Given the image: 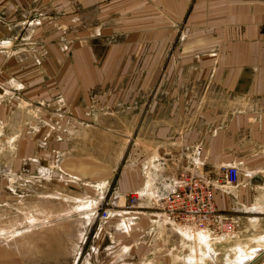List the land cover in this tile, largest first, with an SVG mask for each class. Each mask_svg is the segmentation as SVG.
<instances>
[{
  "label": "crops",
  "instance_id": "obj_1",
  "mask_svg": "<svg viewBox=\"0 0 264 264\" xmlns=\"http://www.w3.org/2000/svg\"><path fill=\"white\" fill-rule=\"evenodd\" d=\"M31 7L38 9L43 26L37 35L44 40L32 51L37 72L32 80L29 51L13 50L14 26ZM50 21L52 29L45 32L44 22ZM56 38L62 41L56 44ZM46 71L51 72L47 83ZM56 89L70 105L72 134H84L83 141L67 140L69 150L119 151L116 162L81 158L86 173L105 181L93 184L99 206L107 190L106 203L119 206L118 211L128 193H137L135 210L117 216L122 233L143 232L133 247L150 243L161 226L151 220L160 215L146 211L144 200L170 191L182 174L222 184L220 168L228 165L239 168L238 185L234 192L213 187L217 208L234 220L246 218L244 230L264 229V0H0V141L12 138L14 97L17 105L18 96L23 103L29 93L55 95ZM58 140L56 145L66 143ZM65 175V183L82 180ZM2 181L8 187V179ZM2 188V197L12 200L13 193ZM83 203L85 229L92 231L97 211L93 201ZM77 209L65 207L68 213L56 227L67 264H76L78 254L73 256L78 235L71 222ZM164 217L188 248L184 231L190 236V226ZM144 218L147 226L139 225ZM101 222L100 231L109 229ZM201 233L196 235L207 242ZM259 238L254 246L262 249L244 264H264V235ZM32 240L20 243L37 246ZM200 247L198 258L209 255L210 248ZM226 262L237 264L238 258Z\"/></svg>",
  "mask_w": 264,
  "mask_h": 264
},
{
  "label": "rangeland",
  "instance_id": "obj_2",
  "mask_svg": "<svg viewBox=\"0 0 264 264\" xmlns=\"http://www.w3.org/2000/svg\"><path fill=\"white\" fill-rule=\"evenodd\" d=\"M39 12L41 11L39 10ZM37 13V7L29 8L28 12H23L18 26H14L17 35L14 38L13 50L15 53L16 50L23 47L29 51L27 56L30 65L28 72L30 80L37 73L34 70L36 56L33 55L32 51L35 52L36 47L40 46L38 42H44L37 35L38 30L43 26L41 17ZM50 22L46 26V22H44L45 32L52 29V21ZM61 41L60 38H56V44ZM46 43H52V40L45 39ZM45 74L44 82L47 83L51 80V72L46 71ZM36 95L29 93L28 100L25 98L23 103L19 101L18 96L17 105V99L14 97L12 138H9L8 142L6 140L0 141V179H8V187L4 188L3 181L0 183V187L2 185L3 191L7 189L13 193L12 200H6L2 197L4 192H0V264H67V249L63 247L61 240L56 239V227H59L60 222L67 215L68 211L66 210L74 205L81 210L77 209V214L71 216L73 220L71 222L76 224L78 235V245L73 255L76 256L78 252L76 264H90V262L85 261V259L88 260L87 256L93 264H214V260L217 263L226 264V261H232L236 258H238L237 264H244V260L255 257L257 252L262 249V247H255L254 245L257 240L262 241V238L259 237L264 235V229L258 231L244 230L246 218L243 216L239 219L243 225L238 222L239 220H234L235 231L232 233L233 235H221L222 233H220V236L216 237L209 232L201 233L205 235L207 242L196 235L198 231L203 232L199 229L197 231L190 228L192 233L190 236L184 231L187 235L184 236L190 240L188 243L190 246L185 248L184 245L182 246L183 237L180 231L165 221L161 210L152 206L151 199L144 200L142 206L146 208V211L160 215V217L154 216L151 220L161 226L149 237L151 241L146 245L143 244L141 247L134 245L133 247L135 240L144 238L143 232L130 233V235L122 233L117 227L119 218L116 215L106 222L105 226L109 225V229L103 228L104 230L100 231L97 226L98 218L92 231L85 229L87 228L86 214L88 212H83L86 208L84 209L85 205L82 203L85 201L92 203L93 201L92 209L97 211L99 202H96L95 199L99 189L94 185L105 181H99L98 178V180L94 179L90 173H86L87 167L83 166L85 164L81 157L92 156L96 160L113 158V161L116 162L119 151H86L77 148L76 150L75 148L69 150L67 140L83 141L84 134H72L74 127H72L70 120L68 100L62 98L63 93L58 92L57 89L55 95L52 92ZM24 114L27 118L24 117ZM22 115L23 120H21ZM22 122L25 125L21 132L20 125ZM83 122L84 120H81L79 123L83 124ZM60 138H64L66 143L56 145V140ZM0 139H3V136ZM61 146L63 149L59 150ZM65 173L82 180L74 179L76 180L74 183H65L62 178H69ZM93 180H97V182L84 184L86 181ZM235 187L226 186L224 188L234 192ZM111 189L112 187L109 188V190ZM106 192L107 196L103 201V207L107 206L109 210L115 213L119 212V206L114 203V205L106 203L109 193L111 194L108 190ZM6 201L12 204L8 207ZM95 203H97L96 206ZM65 207L66 210H64ZM234 212H237L236 209ZM250 219L255 220L257 218L253 216ZM147 223L148 220L144 218L140 219L139 225L147 226ZM194 232L196 233L194 234ZM191 239L193 243H191ZM27 240L36 242L37 246L20 243L27 242ZM210 240H212L216 253L215 258L212 257L213 250L209 244L211 243ZM8 242L9 244H6ZM11 242H19L20 244H10ZM201 245L210 248L209 255L204 254L206 259L205 257L198 258V255L202 253ZM230 248L238 251L237 255L230 251ZM11 251L12 255H10ZM187 254L188 256L185 257ZM72 259L70 258V260Z\"/></svg>",
  "mask_w": 264,
  "mask_h": 264
},
{
  "label": "built area",
  "instance_id": "obj_3",
  "mask_svg": "<svg viewBox=\"0 0 264 264\" xmlns=\"http://www.w3.org/2000/svg\"><path fill=\"white\" fill-rule=\"evenodd\" d=\"M220 169L224 180L222 184H215L216 180L212 181L205 176L182 174L170 191L151 198L152 206L159 208L164 216L174 223L188 225L196 230L211 229L216 237L220 236V233L221 235L232 234L235 231V221L217 208L213 187L238 185L239 168L235 165H228ZM137 200L136 192L128 193L121 210L133 212ZM120 211L112 213L109 212L107 206L101 205L97 209V218L102 222H107L114 215L118 216Z\"/></svg>",
  "mask_w": 264,
  "mask_h": 264
},
{
  "label": "bare ground",
  "instance_id": "obj_4",
  "mask_svg": "<svg viewBox=\"0 0 264 264\" xmlns=\"http://www.w3.org/2000/svg\"><path fill=\"white\" fill-rule=\"evenodd\" d=\"M224 187H226V186H224ZM228 187V186H227ZM109 212H112V213H115V212H113V211H111V210H109ZM221 212V211H220ZM168 218V217H167ZM169 219V218H168ZM170 220V219H169ZM174 223V222H173ZM188 226V225H187ZM201 231H203V232H209V233H211L212 235H213V232H212V230L211 229H206V230H201ZM187 232H189V231H187ZM196 233V232H195ZM188 234V233H187ZM187 236V235H186ZM202 236V235H201ZM206 243V242H205ZM210 244V243H209ZM243 251V250H242ZM244 255H245V253H244ZM246 256V255H245ZM193 260V259H192ZM195 260H197V259H195ZM249 260V259H248ZM191 260H189V262H190ZM187 262V261H186ZM199 262V261H198ZM191 263V262H190ZM193 264V263H192ZM195 264V263H194Z\"/></svg>",
  "mask_w": 264,
  "mask_h": 264
}]
</instances>
